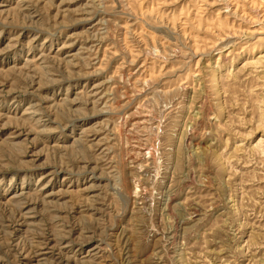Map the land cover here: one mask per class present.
Returning a JSON list of instances; mask_svg holds the SVG:
<instances>
[{"label": "rangeland", "instance_id": "1", "mask_svg": "<svg viewBox=\"0 0 264 264\" xmlns=\"http://www.w3.org/2000/svg\"><path fill=\"white\" fill-rule=\"evenodd\" d=\"M0 264H264V0H0Z\"/></svg>", "mask_w": 264, "mask_h": 264}, {"label": "bare ground", "instance_id": "2", "mask_svg": "<svg viewBox=\"0 0 264 264\" xmlns=\"http://www.w3.org/2000/svg\"><path fill=\"white\" fill-rule=\"evenodd\" d=\"M260 58V57H259Z\"/></svg>", "mask_w": 264, "mask_h": 264}]
</instances>
